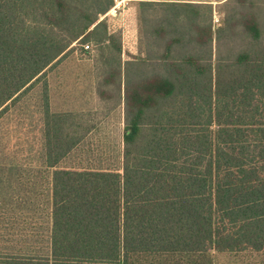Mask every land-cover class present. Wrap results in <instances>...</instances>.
<instances>
[{
	"label": "trees",
	"instance_id": "16d2710c",
	"mask_svg": "<svg viewBox=\"0 0 264 264\" xmlns=\"http://www.w3.org/2000/svg\"><path fill=\"white\" fill-rule=\"evenodd\" d=\"M113 2L0 0V115L41 82L51 169L46 245L0 254V264H264V43L226 63L211 48L206 62L197 52L170 59L199 14L167 4L151 32L173 37L163 64L142 72L100 19ZM243 21L260 42L256 21ZM91 40L118 101L123 90L119 169L58 166L90 127L50 109L46 71Z\"/></svg>",
	"mask_w": 264,
	"mask_h": 264
},
{
	"label": "rangeland",
	"instance_id": "374dc122",
	"mask_svg": "<svg viewBox=\"0 0 264 264\" xmlns=\"http://www.w3.org/2000/svg\"><path fill=\"white\" fill-rule=\"evenodd\" d=\"M139 1L114 0L100 16L107 32L120 42L122 61L137 57L139 71L163 64L160 56L173 33L157 37L151 32V21L167 15V4L194 3L199 14L196 30H186L190 39L174 45L170 59L197 52L206 62L211 48L212 62L218 54L226 63L236 52L255 50L264 43V0H145L149 2L145 5ZM206 3L211 4L210 18ZM244 17L256 21L260 42L250 40L243 30ZM96 53L93 40L74 42L72 49L46 71L50 109L79 113L90 127L59 167L121 166L123 90L118 101L112 83L105 81L109 68H101ZM42 109V84L38 82L0 115V254L38 253L46 245L51 169L45 165Z\"/></svg>",
	"mask_w": 264,
	"mask_h": 264
},
{
	"label": "built area",
	"instance_id": "2783aa9c",
	"mask_svg": "<svg viewBox=\"0 0 264 264\" xmlns=\"http://www.w3.org/2000/svg\"><path fill=\"white\" fill-rule=\"evenodd\" d=\"M84 47H85V48H88V47H89V45H87V44H86Z\"/></svg>",
	"mask_w": 264,
	"mask_h": 264
}]
</instances>
